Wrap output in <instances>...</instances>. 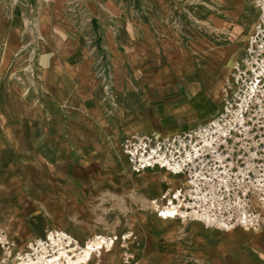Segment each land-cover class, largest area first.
<instances>
[{
  "label": "rangeland",
  "instance_id": "374dc122",
  "mask_svg": "<svg viewBox=\"0 0 264 264\" xmlns=\"http://www.w3.org/2000/svg\"><path fill=\"white\" fill-rule=\"evenodd\" d=\"M166 22L171 42L115 56L79 29L88 75L62 93L20 31L0 72V264H264V0H177ZM158 116L170 136L148 139ZM153 210L243 231L242 246L162 259Z\"/></svg>",
  "mask_w": 264,
  "mask_h": 264
},
{
  "label": "crops",
  "instance_id": "0c3cea01",
  "mask_svg": "<svg viewBox=\"0 0 264 264\" xmlns=\"http://www.w3.org/2000/svg\"><path fill=\"white\" fill-rule=\"evenodd\" d=\"M176 3L177 0H0V31L3 36L0 42L4 46L0 50V72L8 65L10 55L31 38V33L21 35L20 31L34 28L38 33V61L46 77V85L52 93H62L65 88H71L66 86L68 79L88 75L85 69L77 66L89 62L91 57L84 39L86 34L79 29L94 31L112 56L123 53L122 47L132 46L134 42L138 44L140 36L153 44L168 43L173 32L166 19ZM154 52L159 57L164 54L158 47ZM175 59L179 61L181 57ZM167 104L155 108L156 115L174 106ZM166 122L165 118L158 116L150 129L142 124L138 131L148 139L156 136L163 140L170 136L161 128ZM161 186L164 187V182ZM153 211L152 223L147 227L149 251L154 255L162 254V259L169 261L178 252L194 250L200 254L208 251L214 260L218 254L228 255L234 243L242 246L243 231L210 228L195 217L174 220L170 215ZM166 251L167 257L163 255ZM215 264L230 262L216 261Z\"/></svg>",
  "mask_w": 264,
  "mask_h": 264
},
{
  "label": "bare ground",
  "instance_id": "6f19581e",
  "mask_svg": "<svg viewBox=\"0 0 264 264\" xmlns=\"http://www.w3.org/2000/svg\"><path fill=\"white\" fill-rule=\"evenodd\" d=\"M151 157H154V156H153V155H151ZM146 164H149V163H146ZM146 164H145V165H146Z\"/></svg>",
  "mask_w": 264,
  "mask_h": 264
}]
</instances>
